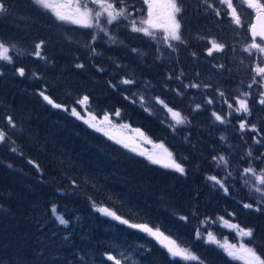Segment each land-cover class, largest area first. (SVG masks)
Returning <instances> with one entry per match:
<instances>
[{
  "label": "trees",
  "instance_id": "1",
  "mask_svg": "<svg viewBox=\"0 0 264 264\" xmlns=\"http://www.w3.org/2000/svg\"><path fill=\"white\" fill-rule=\"evenodd\" d=\"M193 1L200 9L179 18L184 42L164 45L163 54L154 37L131 31L129 16L111 25L114 41L103 36L91 50L89 32L31 0H4L0 42L13 62L0 61V264H115L109 255L120 261L129 255L134 264H243L218 246L239 240L264 259V198L255 191L264 185L244 173L252 167L264 174V105L258 103L264 86L252 84L254 77L262 81L253 69L264 64L258 55L242 68L235 33L222 29L220 35L210 10ZM122 4L126 15L145 9L138 0ZM213 39L223 47L208 55ZM84 96L88 107L76 103ZM237 97L248 99L250 114L228 108L238 107ZM74 107L80 116L64 110ZM169 108L187 122L175 125ZM87 113L107 115L121 130L163 145L184 173L106 138L89 126ZM242 120L257 131H242ZM221 156L226 166L213 159ZM211 176L224 182L227 194ZM230 224L252 229V237H240ZM208 233L215 242L207 241ZM163 239L199 260L173 258Z\"/></svg>",
  "mask_w": 264,
  "mask_h": 264
},
{
  "label": "snow or ice",
  "instance_id": "2",
  "mask_svg": "<svg viewBox=\"0 0 264 264\" xmlns=\"http://www.w3.org/2000/svg\"><path fill=\"white\" fill-rule=\"evenodd\" d=\"M31 2L36 5L37 7L51 12L58 20L62 21V22H71L77 25H80L81 27L84 28H97L99 30V32L104 33L105 36H108V29L105 25H111L113 24L114 21L119 20L121 17H123L125 20H128L129 17L128 15H126V9L121 7V8H117L116 4L117 3H122V0H84L83 3L80 2V0H76V4H75V14L74 15H68V14H63L61 13L58 8L59 7H68L71 5L72 0H68V4L66 5H57L54 6L52 0H31ZM91 2L93 4H97L100 6L99 10H94L93 8L88 7V3ZM220 3H223L227 6V9H229L230 11L228 12V15L232 18L233 22L239 26L241 21H240V17L237 14V9L236 7L233 6V0H219ZM244 2L247 4V6L249 8H253V9H264V3H259V2H253V0H244ZM142 4L147 5L148 7L146 9H144V11H146L147 13V19H143L141 20L139 23L140 25H145V26H139L137 21L135 19H131L129 21L130 26H131V31L133 32H137V33H143L144 35L148 36V37H153V32L150 29L153 28H163L164 31V41L168 44V47H173L171 41H177L180 43H183L184 41L182 40L181 34H180V28H181V24L180 21L177 19V15L180 14L182 12V8L180 6V4L178 3V0H166L167 3V7L169 8V12H168V18H167V23L165 25H158L155 24L152 20L153 17V8L154 6L158 3V0H141ZM5 11V3L4 0H0V12ZM216 14L219 15V10L217 9ZM104 17V23L101 24L100 23V19L101 17ZM250 32H251V36L253 37V42L248 46V48L245 49V51H248L251 54V51L253 49H255L257 52L264 54V31L261 32H256L255 31V25H252L250 27ZM259 36L261 39L260 43H257L255 41V37ZM109 39H112L113 41L115 40L114 37L109 36ZM96 39V36H93V40ZM211 47L208 48V55H212V52L214 50H222V45L217 44L215 41H210ZM43 45V41H41L40 43H38L36 45V51L34 52V55L37 57L41 56V52L39 51L41 49ZM133 51H136L135 49H133ZM10 52V48L5 45L3 42H0V61H6L8 63H12L13 62V57L11 55H9ZM193 55H195V53H193ZM257 59H260V57H258ZM79 67H82V65H78ZM222 67V66H221ZM253 71L262 78V81H257L255 79V77L253 78L252 84H256V83H262L264 82V66H259L257 65ZM17 73L20 76H24L25 74V70L23 67H20L17 69ZM121 84H131L134 83V81H130V80H122L120 82ZM252 84H249L248 87L251 88ZM115 87V86H113ZM188 87H200V85L198 84H191L188 85ZM40 95L43 97V99L45 101H47L49 104H52L55 108H61L60 104H55L54 101L52 99H50L49 96L45 95L44 92L42 91L40 93ZM221 96H223V93H220ZM244 97H250L251 93L250 92H245L243 93ZM141 99H143L141 97ZM88 100L87 96H84L81 100H78L76 103L78 105L83 106L85 104V102ZM133 103H135L136 101L133 100ZM236 102L238 104V107L233 108L232 104H228V108L232 109L234 112L236 113H246V114H250V109L248 107V99H241L239 97L236 98ZM160 103H163L162 101ZM208 103H212L211 100L208 101ZM258 103L261 105H264V91L260 92V99L258 100ZM165 107H167L165 105ZM200 105H197V109H199ZM65 111H70L72 115L75 116H80V113L76 111V108H72V109H64ZM82 110H84L82 108ZM168 112L171 113L172 117L176 120V124H183L186 123V118H182L181 114L179 112L174 111L173 109H168ZM232 113L229 112L228 115H231ZM114 115L116 117L120 116V112L119 110H116ZM213 116L215 117V119L221 123L225 122V117L221 116L220 114L213 112ZM81 119H84V117H80ZM105 119H108L109 117L107 115L104 116ZM9 124L12 125L13 127L15 126L14 123L11 121V118L9 117ZM240 129L243 131L245 130L247 127H251V129L253 131H257L255 129V126H249L247 124V122L245 120H242L240 125H239ZM5 139V134L3 132H0V141H3ZM260 140H256L255 143H260ZM13 151H15V149H13ZM249 156L252 155L251 151H249L248 153ZM214 160H219L220 162H222L225 166L228 164L227 159H225L223 156L217 158V157H213ZM154 162H159V161H154ZM219 166V164L217 165ZM166 167H173L176 171L180 172L181 174L184 173V168L179 164V163H175L173 162L172 164L166 165ZM262 173H264V169L261 170ZM244 173L245 174H251L253 176H256L258 182L260 185H264V174H260L257 175V172L254 168L252 167H248L246 169H244ZM229 175H231V173H229ZM208 179L212 180L215 182V185H219L223 191L227 194L228 189L227 187L224 185V182L222 180H218L217 177L215 176H211ZM214 185V186H215ZM255 191L259 192L262 194V198H264V189H262L261 187H255ZM243 207L245 208H252L253 205L252 204H244ZM257 211H259V208L256 209ZM53 215L57 214V210L55 207H53L51 209ZM100 211L106 213L107 215H111L114 216L117 220H121V218L119 216H115V213L109 212L107 209H100ZM57 219L59 221L60 224L62 225H67L69 223V221L65 220L63 218V216H57ZM181 219H187L186 217H181ZM223 219V218H221ZM121 223L124 224H128L129 221L127 220H121ZM133 228H140L144 231L147 232H151V229L147 228L146 226H140V225H136V224H132L130 225ZM231 228L237 230L238 235L240 237H248L249 239L252 237L253 235V231L252 229H244L241 228L240 225L238 224H230L229 225ZM196 238L200 239V232L199 230H197L196 232ZM207 241L208 242H215L213 239V235L212 233H208L207 236ZM220 247H224V245H218ZM246 251V253L252 257V262L251 264H264V259H261L260 256H258L255 251L251 248H246L244 249ZM168 251L171 253L173 258L176 257H181L182 259H186V260H199L198 257L195 256H188V255H182L180 252L176 251L173 248H169ZM229 255H232V252L229 250L228 251ZM107 259L109 260H114L115 264H121V261L116 259L115 257L109 255L107 257Z\"/></svg>",
  "mask_w": 264,
  "mask_h": 264
},
{
  "label": "rangeland",
  "instance_id": "3",
  "mask_svg": "<svg viewBox=\"0 0 264 264\" xmlns=\"http://www.w3.org/2000/svg\"><path fill=\"white\" fill-rule=\"evenodd\" d=\"M141 2V0H138ZM202 8L204 10H210L208 11L211 15L212 23L215 25V30L218 31L221 35L222 29L224 30H232L237 38V45L240 48L239 53V60L241 62L242 68H246L250 65L252 60L255 56H260L262 63L264 64V54H261L257 52L255 49L251 51V54L248 51H245L246 48L253 42L249 37V24H250V17L256 14L257 12L264 11V9H253L249 8L247 4L244 2V0H233V6L237 9V14L240 17V25L237 26L232 18L228 15V12L230 11L227 9V6L223 3H220L219 0H199ZM54 6L57 5H66L68 4V0H52ZM81 3L84 2V0H80ZM253 2H259L264 3V0H253ZM178 3L180 4L182 8V12L177 15V19L179 20L180 17L186 16L190 13V11H194V9H200L199 6H194L197 4V2L193 0H178ZM75 4L76 0H72V3L68 7H59L58 10L63 14L68 15H74L75 14ZM88 7L93 8L94 10H99L100 6L97 4H93L91 2L88 3ZM117 8H125L126 7L122 3L116 4ZM148 6L144 4V8L146 9ZM194 7V8H193ZM217 9L219 10V15L216 14ZM168 12L169 8L167 7L166 0H158V3L153 8V17L152 20L155 24L158 25H165L167 23L168 18ZM127 14V13H125ZM130 19H135L137 23L140 25V21L143 19H147V13L146 11H142V8L135 11L134 14H129ZM197 18V17H196ZM123 17H121L118 22H122ZM117 21H114L116 23ZM62 22V21H61ZM65 25H72L76 27L79 30H85L89 32L93 36H96L95 40H92L91 45L89 46V49H94L98 47L99 44H101V41H103L102 37L105 36L104 33L99 32L97 28H84L80 25L71 23V22H62ZM100 23H104V17L102 16L100 19ZM111 24V25H113ZM181 24V23H180ZM111 25H105L108 29V36H111L113 34L112 26ZM130 25V24H129ZM145 26V25H143ZM153 32V37L159 42V44L163 47L162 53L167 54V51L165 49V46H168V44L164 41V31L163 28H153L150 29ZM119 30H116L118 32ZM163 34V35H162ZM180 34H181V28H180ZM182 35V34H181ZM141 36V35H139ZM158 38V39H157ZM215 41L216 40H211ZM172 45L176 43V41H171ZM260 43V42H257ZM210 44V43H209ZM165 45V46H164ZM100 46V45H99ZM171 48V47H170ZM173 49V48H171ZM97 50V49H96ZM216 52H220V50H214ZM262 85L264 86V82H262ZM86 107L88 105L84 104ZM171 115V113H170ZM182 116V115H181ZM109 117V116H108ZM172 117V115H171ZM86 122L89 124L90 127H92L95 130L100 131L103 133L102 135L106 136V138H109L110 140L117 143L119 146L131 150L133 149L138 154L143 155L145 154L147 157L152 158L154 157L159 162H161L163 165H169L175 162L173 160V157H171L170 151L167 150L163 145L153 143L150 139H148L145 135L139 134L138 132H128L127 130H121L118 128L115 124V122L109 117L108 119H105L104 117L98 118L97 116H92L90 114H85ZM173 121L176 120L172 117ZM177 125V124H175ZM139 134V135H138ZM174 169L173 167H170ZM156 234V233H155ZM158 234V233H157ZM155 236V235H154ZM153 236V237H154ZM157 239V237L155 236ZM167 248H172V245L167 242V240L163 239L161 241ZM224 245L223 250L228 253L230 250L232 252V255H230L235 261L241 262L243 264H251L252 257H250L246 251L244 250L246 246H243V243L241 240H239L238 243H223ZM247 248V247H246ZM129 257V259H127ZM127 259V260H126ZM126 261V262H125ZM134 264V260L131 258V256L127 255L124 256V258L121 261V264Z\"/></svg>",
  "mask_w": 264,
  "mask_h": 264
},
{
  "label": "water",
  "instance_id": "4",
  "mask_svg": "<svg viewBox=\"0 0 264 264\" xmlns=\"http://www.w3.org/2000/svg\"><path fill=\"white\" fill-rule=\"evenodd\" d=\"M252 20H253V22H252L251 26L255 25V31L256 32L264 31V12H258L257 14L254 15ZM250 27H249V30H248L249 31V36H250V39L253 41V37L251 36V32H250ZM255 41L261 42L260 37L256 36L255 37Z\"/></svg>",
  "mask_w": 264,
  "mask_h": 264
},
{
  "label": "bare ground",
  "instance_id": "5",
  "mask_svg": "<svg viewBox=\"0 0 264 264\" xmlns=\"http://www.w3.org/2000/svg\"><path fill=\"white\" fill-rule=\"evenodd\" d=\"M139 25V24H138ZM143 26V25H142ZM163 35V34H162ZM158 39V38H157ZM175 49V48H174ZM154 232V231H153ZM165 232V231H164ZM157 233H159V231L157 232ZM156 233V234H157ZM161 234V233H160ZM162 235V234H161ZM167 235V234H166ZM160 236V235H159ZM167 240H169V239H167ZM175 240V239H174ZM157 241H159L160 242V240H157ZM170 241H172V240H170ZM176 242V241H175ZM157 243V242H156ZM175 244H177V243H175ZM163 246V245H162ZM165 247V246H164ZM108 262V261H107Z\"/></svg>",
  "mask_w": 264,
  "mask_h": 264
}]
</instances>
